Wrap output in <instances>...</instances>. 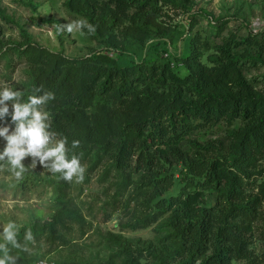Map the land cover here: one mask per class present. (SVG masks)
I'll return each mask as SVG.
<instances>
[{
	"label": "trees",
	"instance_id": "obj_1",
	"mask_svg": "<svg viewBox=\"0 0 264 264\" xmlns=\"http://www.w3.org/2000/svg\"><path fill=\"white\" fill-rule=\"evenodd\" d=\"M158 1L66 0L70 11L95 26L94 35L107 36L112 53L100 48L69 59L29 42L13 47L10 52L28 63L20 90L25 99L41 85L55 93L45 109L57 139L67 137L69 156L89 157L94 166L107 157L121 173L123 188L132 184L133 174L141 173L139 193L146 196L143 203L150 212L144 216L137 210L130 227L143 228L167 217L165 235L157 238L156 246L133 250L121 236L111 235L116 244H125L95 264H115V258L119 264H141L145 253L153 264L248 261L256 223L263 217L264 176L250 181L249 169L264 159V92L243 74L238 49H263L264 43L253 33L227 36L212 50L208 40L190 37L175 55L170 48L180 25L158 20ZM0 16L6 19L1 11ZM188 18L191 24L192 15ZM260 54L248 58L259 62ZM99 101L102 106L93 116L89 109ZM237 120L240 124L233 128ZM220 121L230 139L227 158L214 154L210 141L188 139L191 152L181 147L193 129ZM73 139L80 141L79 148L71 149ZM176 166H180L176 184L181 186L170 192L175 179L167 172L172 174ZM65 187L57 186L59 206L51 227L70 215L64 206ZM208 193L214 194V201ZM28 229L33 237L43 233L38 224L23 226L19 241ZM11 254L19 257L18 264H29L17 249ZM262 261L264 254L249 264Z\"/></svg>",
	"mask_w": 264,
	"mask_h": 264
},
{
	"label": "rangeland",
	"instance_id": "obj_2",
	"mask_svg": "<svg viewBox=\"0 0 264 264\" xmlns=\"http://www.w3.org/2000/svg\"><path fill=\"white\" fill-rule=\"evenodd\" d=\"M65 4L66 0H0V11L6 17L3 19L0 16V90L5 85L14 90L20 89L25 82L28 63L19 60L10 51L13 47L24 46L26 42L56 54L61 53L69 59L88 56L100 48L112 53L113 49L106 41L107 36L101 38L87 28L77 29L73 33L59 30V26L66 22L87 21L80 13L70 11ZM157 5L160 22L170 26L180 25L179 31L174 33L175 43L170 48L175 55L181 54L184 40L190 37L208 40L212 50L214 45L220 44L221 39L227 36L241 38L253 33L264 43V0H160ZM187 7L190 10H186ZM190 15L191 24L188 18ZM112 34L123 41L117 31ZM260 51L261 61L248 58ZM3 53L7 56L3 57ZM166 55L163 53V56ZM238 55L244 62L243 74L252 81L255 88L264 92V48L241 46ZM101 106L99 101L89 111L94 116ZM105 107L110 108L106 104ZM239 124L237 120L233 128ZM225 128L223 121L204 124L193 129L180 145L191 152L193 148L188 139L200 143L210 141L213 142L214 154L219 153L221 157L227 158L230 139L226 136ZM5 144L6 141L0 138V150ZM31 160V157L25 158L23 163L26 167L31 164ZM256 163L255 169H249L253 172L250 181L264 176V159ZM81 164L85 168L81 182H76L75 177L71 182L64 181L61 174H52L40 164L35 169L28 168L19 180L7 170V165L5 170H0V226L14 222L18 232L23 226H43V233L35 236L34 242H27L30 251L17 249L29 264L40 257L52 259L57 264L62 261L70 264H95L106 260L111 252L121 250L125 244H116L110 240L111 235L121 236V240L128 242L133 250L146 248L150 243L156 246V240L165 235L163 230L166 216L159 217L143 228L130 227L137 210H141L144 216L150 212L143 203L146 196L139 193L141 173L133 174L132 184L123 188L121 173L111 167L107 157L95 166L89 157H81ZM175 168L172 174L167 172L175 179L170 192H177L181 186L176 184L180 178V166ZM61 183L66 185L63 200L70 215L64 216L60 223L51 227L50 219L59 206L57 186ZM208 198L214 201V194L208 193ZM262 212L263 217L256 223L258 230L255 231L251 245L252 258L257 261L264 254V204ZM2 230L0 227V232ZM2 242L3 238L0 237ZM20 242L24 243V240ZM251 259L236 261L234 264H249ZM114 260L115 264L120 263L119 259ZM140 263L153 264L154 261L145 253L140 257ZM260 264H264V261Z\"/></svg>",
	"mask_w": 264,
	"mask_h": 264
},
{
	"label": "clouds",
	"instance_id": "obj_3",
	"mask_svg": "<svg viewBox=\"0 0 264 264\" xmlns=\"http://www.w3.org/2000/svg\"><path fill=\"white\" fill-rule=\"evenodd\" d=\"M82 28H87L89 32L95 31V26L84 20L66 22L59 26L61 32L68 33ZM53 100L55 93L45 90L43 85L35 87L33 94L26 99L23 90H14L8 85L0 90V138L6 141L0 150V170H5L7 165V170L19 180L28 168L35 169L40 164L52 174H61L64 181L71 182L74 177L76 182L83 181L85 168L81 164V157L76 154L69 157L67 137L57 139V133L51 130L45 106ZM79 147L80 141L73 139L71 149ZM26 157L32 158L27 167L23 163ZM0 227L3 229L0 237L4 241L0 243V264H18L19 257L12 255L11 249L30 251L27 242H34L31 229L26 230L24 243H21L14 222Z\"/></svg>",
	"mask_w": 264,
	"mask_h": 264
},
{
	"label": "built area",
	"instance_id": "obj_4",
	"mask_svg": "<svg viewBox=\"0 0 264 264\" xmlns=\"http://www.w3.org/2000/svg\"><path fill=\"white\" fill-rule=\"evenodd\" d=\"M33 264H55L53 260L47 258H40L36 260Z\"/></svg>",
	"mask_w": 264,
	"mask_h": 264
}]
</instances>
